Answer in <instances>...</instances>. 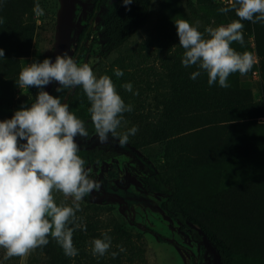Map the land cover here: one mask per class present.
<instances>
[{"label": "trees", "instance_id": "16d2710c", "mask_svg": "<svg viewBox=\"0 0 264 264\" xmlns=\"http://www.w3.org/2000/svg\"><path fill=\"white\" fill-rule=\"evenodd\" d=\"M184 1L193 21L222 24L237 19L234 11L223 14L211 4ZM152 2L133 0L125 6L123 0H114L100 25L103 56L124 46L146 24ZM33 7L34 0H11V11L7 5L3 8L0 48L5 58H0V66L11 65L12 61L29 55L35 24L22 22L21 16ZM93 19L94 15L88 28ZM253 29V42L264 58V23L253 24ZM164 37L168 50L160 57L165 76L158 80L155 88L156 94L160 93L158 111L151 114L133 107L131 112L124 113V122L117 131L123 133L135 126L138 128L136 134L129 136L123 147L118 137L111 134L108 142L137 156L144 164L162 159V170L154 169L150 176L139 177L141 189L146 194L163 198L160 210L178 224L180 231H188L191 241L201 245L202 251L210 248L217 264H264V181L244 175L245 164L256 156L264 158V123L257 122L264 118V91L262 102L257 104L237 87L234 76L238 73L230 75L227 89L219 87L218 83L209 86L203 72L195 80L191 79V73L198 69L182 65L184 49L179 45L178 35L166 33ZM87 38V33L81 34L82 40ZM11 71L0 67V76H11ZM114 84L117 91L122 89L119 83ZM55 89L50 95L59 97L62 103L69 105L70 111L85 121L88 137L95 134L88 112L90 102L82 88L78 86L61 92ZM8 109L9 100L0 94V113ZM79 155L86 161V168L95 163L94 157L86 151L80 150ZM229 169L239 178L237 183L220 179L210 181V172ZM104 214L107 219L102 218ZM77 216L86 230L78 229L73 234L74 246L78 249L76 257H67L56 241L49 238L47 246L24 258L5 260V253H0V264H43L44 258H50V264H125L136 256L146 264L149 248L145 240L134 244L133 235L115 222L109 207L81 205ZM220 223L237 232L243 248L241 252L233 251L228 239L220 233ZM144 229L159 241H166L159 234ZM104 232L111 236L112 246L103 257H94L91 241L102 238ZM118 245L125 251L119 252ZM111 252L119 254L113 258Z\"/></svg>", "mask_w": 264, "mask_h": 264}, {"label": "clouds", "instance_id": "9594fccd", "mask_svg": "<svg viewBox=\"0 0 264 264\" xmlns=\"http://www.w3.org/2000/svg\"><path fill=\"white\" fill-rule=\"evenodd\" d=\"M132 2L123 0L125 6ZM34 11L38 16L45 14L39 4ZM218 11L223 14L234 11L237 19L206 27L204 32L199 31V21L195 26L186 19L174 23L179 45L184 49L182 65L198 69L190 78L195 80L203 72L209 86L218 83L227 89L230 75L244 76L256 63L251 52H238L231 45L234 42L244 45L243 21L264 23V0H227V6ZM3 23L0 18V24ZM0 58H5L2 48ZM114 73L117 77L124 75L119 68ZM54 82L59 85L57 92L82 88L90 102L88 112L101 144L111 134L118 137L123 147L129 136L138 131L135 126L123 133L117 131L124 122V113L131 112L133 106L125 103L108 75L97 76L88 63L80 64L65 52L57 54L54 61L45 58L23 67L18 77L19 88L35 87L39 91L30 106H22L10 119L0 121V249L4 250L5 260L24 258L47 246L49 238L56 241L67 257H76L78 249L73 234L78 229L86 230L77 216L80 202L101 188V182L92 178L91 168L85 167L75 139L88 138L85 121L59 97L44 91ZM122 87L133 92L130 82ZM56 192L71 198L72 203L58 204ZM111 246L112 238L104 232L102 238L91 241V253L103 257ZM117 247L119 252L125 251L122 246ZM119 252H111V256L115 258Z\"/></svg>", "mask_w": 264, "mask_h": 264}, {"label": "rangeland", "instance_id": "374dc122", "mask_svg": "<svg viewBox=\"0 0 264 264\" xmlns=\"http://www.w3.org/2000/svg\"><path fill=\"white\" fill-rule=\"evenodd\" d=\"M192 1L200 5L211 4L216 9L227 5V0ZM113 2L114 0H34V7L31 11L21 16L22 22L35 24L29 55L18 61H12L11 65L0 66L5 69L10 68L13 72L11 76H0V94L9 100V109L7 112L0 113V121L10 119L16 110L35 102L39 89L19 88V73L23 67L34 61L42 62L45 58H51L54 61L57 54L65 52L70 55L74 24H77L75 29L79 31V35L88 34L77 62L88 63L97 76L106 74L114 83H119L122 89L118 92L126 104L146 113L154 114L158 111L157 98L160 93L156 94L155 88L158 80L165 76L160 57L168 50L167 39L164 36L166 33L173 36L177 34L174 23L177 19H186L194 26L196 21L189 17L184 0H153L146 24L124 46L103 56L100 25ZM36 4L44 10L43 16L35 13ZM5 5L11 11V0H0V14L3 13ZM93 15L94 19L88 28ZM199 22L201 32H204L206 27L221 25L213 21L209 24ZM243 23L245 24L244 45L241 46L234 42L231 47L241 53L245 51L256 53L260 57L262 82L258 87V83L252 79L251 71L244 76L238 73L234 76V80L237 87L246 92V98H251L253 103L260 104L264 91V58L257 51L255 41L254 47L251 44V39L254 40L253 24L247 21ZM86 28L88 30L84 31ZM11 38L10 36V41ZM71 57L74 59L75 54ZM116 68L123 71L122 77L115 75ZM129 82L133 85V92H128L122 87L123 84ZM57 85L55 82L51 83L44 88V91L51 94ZM134 92H138V95H134ZM257 122L264 123V118L257 119ZM76 142L80 150L94 157L95 163L88 168L92 170V178L101 182L99 191H93L80 204L109 207L115 222L124 231L133 235L134 244L145 240L149 248L146 264H217L216 256L210 248L207 247L205 251H202L201 245L191 241L188 231H180L178 224L167 218L160 210L163 198L146 194L141 189L139 177L150 176L154 169L162 170L161 158L144 164L137 156L115 145H110L108 141L101 144L98 139L90 143H87V139H79ZM249 163L245 164L244 175L264 181V158L256 156ZM209 179L210 181L220 179L230 184L239 181L235 172L230 169L221 173L214 170L210 172ZM54 196L58 204L63 202L70 205L72 203L71 198H65L59 192L54 193ZM102 218L107 219L108 217L104 214ZM219 226L221 227L220 233L228 239L233 251L241 252L243 248L237 232L224 223H220ZM144 227L166 238V241H159ZM0 253H4V250L0 249ZM42 262L50 264L51 261L50 258H44ZM125 264L142 263L136 256L132 262L127 261Z\"/></svg>", "mask_w": 264, "mask_h": 264}, {"label": "flooded vegetation", "instance_id": "af4514ba", "mask_svg": "<svg viewBox=\"0 0 264 264\" xmlns=\"http://www.w3.org/2000/svg\"><path fill=\"white\" fill-rule=\"evenodd\" d=\"M77 24H74V37H73V40H72V46L70 48V56H73L75 54V58L74 60L78 61L79 60V55L82 51V48L84 46V40L81 39V35H79V31L75 28H77L76 26ZM76 140H79V139H84L82 137H79L77 136L75 138ZM98 139L96 137V134H93L91 135L90 137L87 138V143H90L91 141L93 140H96Z\"/></svg>", "mask_w": 264, "mask_h": 264}, {"label": "built area", "instance_id": "2783aa9c", "mask_svg": "<svg viewBox=\"0 0 264 264\" xmlns=\"http://www.w3.org/2000/svg\"><path fill=\"white\" fill-rule=\"evenodd\" d=\"M252 47H254L253 39H251ZM256 58V63L254 64L253 70H252V79L258 83V87H260L261 84V76H260V65L261 61L256 53L253 54Z\"/></svg>", "mask_w": 264, "mask_h": 264}]
</instances>
